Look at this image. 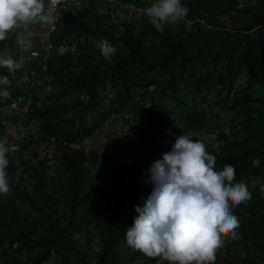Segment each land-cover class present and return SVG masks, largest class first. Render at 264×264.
<instances>
[{
  "label": "trees",
  "instance_id": "trees-1",
  "mask_svg": "<svg viewBox=\"0 0 264 264\" xmlns=\"http://www.w3.org/2000/svg\"><path fill=\"white\" fill-rule=\"evenodd\" d=\"M101 1L112 6L94 20L88 14ZM183 2L188 13L159 31L147 14L136 10L115 13L114 18L111 14L128 5L145 8L152 1L90 0L58 20L49 40L70 48L54 55L46 68L28 57L38 41L29 37L33 47L22 53L10 30L0 40V53L24 59L14 72L0 66V75L10 81L0 84V93L5 88L9 93L0 95V104L22 95L23 106L14 111L19 119L10 117L18 119L22 130L31 122L45 137L88 144L111 113H137L136 104L147 100V123L136 142L146 153L171 149L173 140L168 145L170 139L156 138L175 122L171 130L203 140L216 153L217 167L236 163L235 179L246 182L252 193L232 206L240 220L237 235H226L214 258L191 264H264V0ZM40 22L26 25L32 29ZM104 38L116 45L111 58L99 48ZM72 94L82 98L68 101ZM3 112L0 139L7 118ZM220 130L214 144L208 132ZM83 152L64 147L62 159L52 167L35 164L23 151L17 164L10 160L11 192L0 193V264H43L60 240L71 247L85 245L76 250L83 264H175L126 241L137 215L134 206L142 205V196L152 190L148 169L154 161L121 168L114 161L108 164L105 151ZM256 156L259 164L252 162ZM92 233L98 236L96 250L89 247ZM58 258L54 264H65L62 255Z\"/></svg>",
  "mask_w": 264,
  "mask_h": 264
},
{
  "label": "clouds",
  "instance_id": "clouds-1",
  "mask_svg": "<svg viewBox=\"0 0 264 264\" xmlns=\"http://www.w3.org/2000/svg\"><path fill=\"white\" fill-rule=\"evenodd\" d=\"M188 11L183 0H152L144 8L151 24L159 31H164L166 23L177 21ZM53 18L46 0H0V40H4L10 30L18 29L22 22L26 28V22H49ZM18 42L25 49L32 44L19 33ZM99 48L106 58H111L116 51V45L107 38L99 42ZM23 59V56L17 59L0 53V66L14 72ZM7 83H10L9 77L0 75V84ZM8 94L7 88L0 93ZM5 114V132L0 139V193L9 192L10 195L8 153L19 146L8 144L3 138L16 131L25 132L31 122L22 130L19 121L13 124L9 113ZM83 144L88 151L75 150L88 155L89 147ZM29 150L27 147L21 151L31 158ZM13 162L17 164L18 160ZM252 162L259 164L260 157H253ZM236 169L237 164L230 161L217 167L216 153L209 152L203 140L193 139L186 133L176 137L171 149L162 153L148 169V182L153 187L149 194L142 196L143 204L134 206L137 215L127 228L128 245L148 256H162L175 264H191L193 260L206 262L214 258L226 235H237L240 220L232 211L233 204L252 196L246 182L235 179Z\"/></svg>",
  "mask_w": 264,
  "mask_h": 264
},
{
  "label": "built area",
  "instance_id": "built-area-1",
  "mask_svg": "<svg viewBox=\"0 0 264 264\" xmlns=\"http://www.w3.org/2000/svg\"><path fill=\"white\" fill-rule=\"evenodd\" d=\"M152 1V0H148ZM48 7L51 10V14L54 17L49 22H40V24H34L32 29L24 28L26 37L33 38L37 43L38 47L31 49L29 51L28 57L31 60H37L42 68H46L48 65L52 64L54 55H62L66 50L70 48L65 42L53 43L49 40L51 34L54 33L58 20L63 16L64 13L73 10L81 9L88 0H46ZM129 9L131 11L136 10L140 12L141 15H146L144 8H137L135 6H125L119 8L124 13ZM188 24H193L189 20H184ZM202 22V21H201ZM33 74V72H30ZM23 91V90H22ZM24 92V91H23ZM24 97L22 95L10 101L8 104H0V109H4L5 113L10 114V110L17 111L18 108H21V103L23 102ZM3 105V106H1ZM26 131H16L5 138L4 141L8 144H17L19 147L8 153L9 160L17 161L19 154L21 153L22 148L30 147L28 151L31 155L32 161L35 164L46 163V165L52 167L56 162L62 159L63 153L62 148L68 147L70 149H81L88 151L83 144L78 140L66 141V140H57L54 136L45 137L42 134H39L32 123L26 126ZM208 136L214 141V144H217L221 136L220 131H209ZM45 139V140H39ZM31 143V144H30ZM161 154L157 153H146L143 148L136 152L122 153V155L115 160V165L120 166L121 168L129 167H138L143 163H149L160 158Z\"/></svg>",
  "mask_w": 264,
  "mask_h": 264
},
{
  "label": "rangeland",
  "instance_id": "rangeland-1",
  "mask_svg": "<svg viewBox=\"0 0 264 264\" xmlns=\"http://www.w3.org/2000/svg\"><path fill=\"white\" fill-rule=\"evenodd\" d=\"M90 1V0H88ZM145 1V0H141ZM102 4H96L95 7H93V11H91L88 16L93 18L94 20L97 18L98 14H101L103 12H107L109 8H111L112 3L110 1H101ZM122 13V16L124 15V12L120 10ZM117 13L119 14V9L115 10L112 14L113 18ZM91 21V20H90ZM93 21V20H92ZM115 22V20H114ZM117 22V21H116ZM227 25L230 26V29H232V24L228 20L225 21ZM24 22H22L18 29H12V32L16 33V41L18 42V33L23 34L25 38V32L23 28ZM30 39V38H25ZM32 41V39H30ZM84 41V40H83ZM84 43V42H82ZM88 43V39H87ZM19 45H21L18 42ZM75 43L73 44V46ZM33 47V41L30 48L25 49L22 47V53L28 51ZM22 80H26L27 77L21 76ZM23 91H26L23 89ZM82 98V96L79 95H70L66 99L68 101L76 100L77 98ZM139 101V99L136 98V103ZM135 108H139V112L135 113V110L131 109V111L125 112V111H119L111 113L108 117L103 120V122L99 125V127L94 130L89 138L88 147L89 151L91 150H98L100 153L103 151L104 154H106L108 158V164H110L111 161L116 160L114 157H118V155H122V153L125 151V148L127 151L136 152L140 150L142 145H138L136 142H138L139 136L137 134L140 133L141 129L144 128L145 124L147 123V113L149 104L147 100L142 101L141 103L135 106ZM110 107H108V102H106L105 110L108 111ZM10 117H15V115H18V119L20 117V114L18 112H14L13 110H10ZM13 112V113H12ZM5 113V112H3ZM6 115V114H5ZM17 118L11 119V120H18ZM229 117H227V120ZM175 122H169V126L167 130L163 132H158L156 140L162 142L166 139H170L167 141V143L171 140L175 141V138L179 135L183 134L182 132H179V130L176 128L175 130H171L174 128ZM37 128V127H36ZM38 129V128H37ZM39 130V129H38ZM153 140V139H152ZM158 142V144L160 143ZM168 143V145H169ZM86 145V146H87ZM102 151V152H101ZM125 153V152H124ZM10 163V162H9ZM16 164V163H15ZM59 171V169H58ZM31 190V188H29ZM32 215L36 216V213L32 211ZM89 232V228H87ZM86 229V230H87ZM86 232V233H89ZM78 234H74L73 237H76ZM93 237L91 238L90 245L92 249L96 250L98 248V236L95 233H92ZM85 248V245L83 243H78V246H69L67 242H64L63 240H60V242L57 244L56 247L51 252V255L49 258L43 263V264H54L57 261V258L62 255L65 262V264H83L84 259L83 257L76 255L77 249H83ZM58 259H62L61 257Z\"/></svg>",
  "mask_w": 264,
  "mask_h": 264
},
{
  "label": "bare ground",
  "instance_id": "bare-ground-1",
  "mask_svg": "<svg viewBox=\"0 0 264 264\" xmlns=\"http://www.w3.org/2000/svg\"><path fill=\"white\" fill-rule=\"evenodd\" d=\"M114 161V163H115V160H113Z\"/></svg>",
  "mask_w": 264,
  "mask_h": 264
}]
</instances>
